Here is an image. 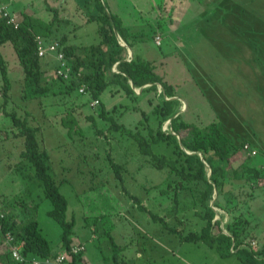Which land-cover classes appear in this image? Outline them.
Wrapping results in <instances>:
<instances>
[{"label": "rangeland", "instance_id": "1", "mask_svg": "<svg viewBox=\"0 0 264 264\" xmlns=\"http://www.w3.org/2000/svg\"><path fill=\"white\" fill-rule=\"evenodd\" d=\"M106 1L111 11L126 22L142 13L148 18H153L152 13L164 18L173 9L172 33L161 36L162 45L158 47L151 41H136V50L153 59L156 72L173 85L176 96L172 98L183 102L179 112L185 120L204 125L217 121L224 134L234 142L249 137L252 131L258 136L264 135L262 123L256 127L258 118L264 115V76L261 73L264 65L256 64L252 71L240 64L224 65L231 57L229 52L234 50L232 44L238 36L232 31L250 34L251 28H254L259 36H264V0H225V6L224 0ZM17 3H20V8L15 6ZM7 4L11 10L33 13L45 20L53 15L47 4L59 8L56 30L61 35L68 33L69 43L85 45L100 39L98 23L89 22L86 18V0H0V8ZM241 8L245 11L241 12ZM149 9L153 12L150 13ZM250 18L258 20L252 26H244ZM224 20L228 23L225 29ZM146 30H151V27L147 26ZM263 48L261 53L264 54ZM1 51L7 59L12 82L5 113L16 111L23 118L28 112L32 114L30 120L43 127L40 138L49 155L50 172L68 199L67 218H74L76 222L73 243L82 242L86 246L81 255L84 264H243L237 256L223 257L216 247L204 242L181 240L178 234L166 229L160 220L151 217L132 198V194L138 195L142 205L159 214H164L170 203L169 199H163L158 188H146L162 183L167 172L153 167L148 157L138 152L129 136L131 131H145L140 121L143 111L151 122H156L152 111L160 100L156 91L143 95L137 92L139 97L134 100L124 92L109 87L100 96L102 103L93 106L90 95L80 91L82 95L74 93L53 99L49 96L43 102L39 99L26 100L22 95V69L13 44H3ZM244 54L248 55L245 50ZM260 59L264 61V56ZM44 62L47 78L58 84L60 80L52 76L57 60L50 57ZM111 72L115 71L112 69ZM244 77H249L252 82L253 96H249L250 91L241 93L234 87L238 82L244 84ZM3 83L0 70V90ZM229 83H232L231 88L226 86ZM240 94L249 101L253 98L254 104L260 102L257 106L262 114L226 111L233 108L231 105L237 107ZM149 98H154L153 104H150ZM224 102L230 106L224 105ZM240 103L243 104L242 97ZM66 107L75 108L71 116L75 119L74 124L62 123L63 113L68 111ZM103 109L108 112V119L100 116ZM7 113L0 117V209L14 210L19 220L25 216L35 217L44 235L58 249L62 246L61 226L48 214L52 204L45 197L34 166L19 155L22 149L19 140L13 146V141L19 137L14 136L18 129ZM88 115H93L94 119H89ZM114 122L122 124L121 129L111 128ZM170 128L166 123L164 129L169 132ZM97 129L104 132L99 134ZM153 149L159 154L177 156V149L167 142L154 144ZM256 151L252 163L263 165L264 153ZM239 154L238 158L242 160L232 159L230 171L246 157L243 153ZM112 159L125 165L121 169L122 179L118 178ZM260 187L246 203L249 208L251 204L258 220V226L246 240L254 238L258 245H263L264 181H261ZM216 191L213 201L218 196ZM214 209L224 225L226 217L223 212L217 207ZM181 218L184 225L174 217L169 218V222L183 228L184 233L200 231L203 221L195 212L189 211Z\"/></svg>", "mask_w": 264, "mask_h": 264}, {"label": "trees", "instance_id": "2", "mask_svg": "<svg viewBox=\"0 0 264 264\" xmlns=\"http://www.w3.org/2000/svg\"><path fill=\"white\" fill-rule=\"evenodd\" d=\"M86 3L88 8L86 18L89 22L98 23L100 39L85 45L69 43L68 33L64 32L62 35L57 33L59 8L51 5L47 4V9L53 11L49 20L33 13L22 12V15H19L18 28L8 24L6 19L0 16V70L4 79L2 92L6 101L12 88V82L8 75L7 59L1 51V46L7 42L13 44L19 58L22 69V95L26 100L39 99L43 102L49 96L53 99L59 96H71L70 94L74 93L82 95L79 94L82 84L87 86L86 92L92 99L90 101L97 100L98 104L102 103L101 94L109 87L117 92H124L134 100L139 95L132 83L137 88L145 86L140 95L156 91V96L160 98L152 110L156 115V122H151L148 114L143 111V119L140 121L145 131L142 132L140 129L131 131L129 136L137 146L138 152L148 157V162L153 167L167 172L162 183L146 188L148 190L158 188L163 199H169L170 203L164 214H159L146 205H142L138 195L132 194V198L151 217L160 220L166 229L178 234L181 240L204 242L211 247H216L223 257L237 256L243 264H264V244L255 248L246 242L258 226L256 213L252 211L251 204L249 208L246 203L252 199L258 189H261L260 183L264 181V164L257 166L258 164L252 163L253 156L244 149L245 144L249 142L243 140L236 144L224 134L219 122L214 121L204 125L185 120L181 112L175 116L183 107V102L171 99L176 96L173 85L169 84L163 75L156 72L153 59L144 57L136 50V41L143 43L151 41L158 47L162 45V39L160 44L155 42L156 37H165L172 33L170 24L173 21V9L164 18L158 14L154 15L149 9L153 18L152 16L148 18L145 13H142L135 16L134 20L126 22L119 14L111 11L106 0H86ZM66 20L68 21L65 19V22ZM147 26L151 27V30L147 31ZM116 31L123 42L133 50L134 54L131 59H129L128 47L121 44ZM36 35H41L47 40L59 41L72 68L74 75L72 79L60 78L56 74L57 67H55L52 76L60 82L56 84L54 80L49 81L44 60L51 56L40 57L38 55ZM114 65L118 73L111 72ZM78 73L81 75H77ZM159 85L163 86L164 91ZM149 102L153 104L154 98H149ZM74 111L75 108H71L63 113V124L75 123V119L71 117ZM7 115H11L13 126L18 129L15 135L23 137L22 158L30 161L34 166L45 197L52 204L48 214L61 226L62 250L70 249L74 241L76 222L74 218L72 220L67 218L68 199L61 192L60 185L50 172L49 155L40 138L43 127L39 123L34 124L30 120L32 114L28 112L23 118L18 116L16 111L8 112ZM100 116L108 119V112L103 109ZM87 117L94 119L93 115ZM32 118L35 120V117ZM169 120L180 139L164 129ZM122 126L116 122L110 125L115 129H121ZM96 132L100 134L104 131L97 129ZM162 142L173 145L177 149V156L156 153L153 145ZM240 151L245 152L247 156L235 169L230 171L232 158ZM198 153L204 155L205 161L210 166L211 178ZM112 165L118 178L122 179L121 169L125 165L114 159H112ZM216 189L218 196L213 203ZM215 207L223 212L224 218L226 217L224 225L222 220L217 218ZM189 211L195 212L203 221L200 231L192 230L184 233L183 228L170 224L169 218L174 217L184 225L181 215ZM7 233H11L16 242L22 244V253L27 260L18 261L13 258L6 242ZM0 237V264H31L30 260L33 257L54 258L60 251L52 246L35 217L25 216L19 220L14 210L0 209ZM112 243L115 244L114 241ZM233 247L235 251L232 250ZM82 252L73 254L68 264H84Z\"/></svg>", "mask_w": 264, "mask_h": 264}, {"label": "crops", "instance_id": "3", "mask_svg": "<svg viewBox=\"0 0 264 264\" xmlns=\"http://www.w3.org/2000/svg\"><path fill=\"white\" fill-rule=\"evenodd\" d=\"M14 1H16V0H10V2H14ZM19 4L20 3H17V4H15V6L19 7ZM224 6H225V0H224ZM4 7H6L7 9H10L9 4L4 5L1 8H4ZM241 10H242L241 12L245 11L243 8H241ZM10 11H12L13 13L18 14L20 16L22 15V12H23V11L17 12L14 9L13 10L10 9ZM259 15L260 14H258V16ZM257 20L258 19L254 20V19L250 18L249 20L245 21L243 25L244 26H252L251 24H254V22L256 23ZM259 21H260V19H259ZM226 26H228V23L224 20V29L227 28ZM251 30H252V32L250 34H245L242 31L240 33H238V32L235 33L234 32L235 30L232 31L234 34H238V36H241V35H244V36L240 37V38L238 36H235V41L232 44L234 50L229 52V55L231 57H228V62H224V65H228L231 67L232 65L237 66V64H240V65L244 66V69H246L248 71H252V69H254V67H256L257 65H259V66H261L262 64L264 65V61H262L260 59L261 56H264V54L261 53V50L264 46V36H262V35L259 36L257 29L255 30L254 28H251ZM231 39H233V38H231ZM236 44H237V47L235 49ZM244 50L246 51V53L248 55L244 54ZM263 50H264V48H263ZM255 55H256V57L254 58ZM248 58H249V61H245ZM261 73L264 76V67L261 70ZM233 84H235V83H233ZM226 86L228 88H231L232 83H229ZM234 87L237 90L241 91V93L250 91L251 93L249 92L250 93L249 96H251V95L253 96V92H252L253 86H252V82L249 79V77H244V84H241V82H238V84L234 85ZM240 97H242L243 104L240 103ZM257 97H260V96L257 94ZM0 99H1L0 100V117H3L4 115H6V113H5V102H6V100H5V96L2 92V89L0 90ZM238 99L239 100L237 101V107H234L232 105L230 106L228 103L224 102V105L230 106L231 108L233 107L231 110H227V109H225V110L229 111V112H233V113H239V114H242V113L262 114L259 110V107L257 106L258 104H260V102L257 104H254L253 98H252V101H249L246 98H244L241 94L239 95ZM261 101H262V99H261ZM260 123H262V126H264V115L258 118L256 127H258ZM14 136H17V135H14ZM18 140H19V145L22 147L21 151L19 152V155H21V152L23 150V137L19 136L18 138H16L15 141H13V146L15 147V144H16L15 142ZM243 140H247L251 144L253 149H255V150L257 149L258 151L261 150L264 153V135L258 136V134L256 132L252 131V133L249 137L248 136L243 137L242 140H239L235 143L238 144L239 142H241ZM232 141L234 142L233 139H232ZM240 153L246 154L245 152H242V151H240ZM239 156H240V154L238 153L232 159H237V160L239 159L238 161H241L242 159L238 158ZM252 156L254 157L255 155H252ZM257 222H258V220H257ZM0 242H1V237H0ZM59 250H62V247H59L58 251Z\"/></svg>", "mask_w": 264, "mask_h": 264}, {"label": "built area", "instance_id": "4", "mask_svg": "<svg viewBox=\"0 0 264 264\" xmlns=\"http://www.w3.org/2000/svg\"><path fill=\"white\" fill-rule=\"evenodd\" d=\"M1 15L6 19V22L10 25H13L15 28L19 27V17L16 14H13L10 10H8L6 7L0 9ZM36 43H37V51L38 55L40 57H49L55 58L58 62L57 64V70L56 74L65 80H70L74 77L73 71L71 66L68 63L67 55L59 43V41H53V40H47L41 35H36ZM156 43H161V37H156ZM115 73H118V70L116 68V65L112 68ZM77 75H81V73H78ZM87 89L86 84H82L79 91L82 93H85ZM98 104L97 100H94L91 102V105ZM244 149L247 150V152L251 155L257 154V151L252 148V146L249 143H246L244 146ZM225 231V230H224ZM227 234L228 232L225 231ZM6 242L9 245V248L11 250L12 256L15 260L18 261H25L27 258L22 253V244L16 242L15 237L11 233L6 234ZM246 242L249 243L250 246L253 247H260L258 245V242L254 238H249ZM86 249V246L82 242L73 243L70 249H63L60 250L56 257H45V258H38L33 257L32 260H30L31 264H68L73 254H78L79 252H82ZM235 251L236 249H232Z\"/></svg>", "mask_w": 264, "mask_h": 264}, {"label": "water", "instance_id": "5", "mask_svg": "<svg viewBox=\"0 0 264 264\" xmlns=\"http://www.w3.org/2000/svg\"><path fill=\"white\" fill-rule=\"evenodd\" d=\"M116 33H117V35H118V32L116 31ZM118 37H119V39L121 40V44L123 45V46H125V47H128V45L126 44V43H124L123 42V40L121 39V37L118 35ZM128 51H129V56L132 58L133 57V54H134V52H133V50L130 48V47H128ZM147 85H150V84H147ZM146 85V86H147ZM132 86H133V88L135 89V91L136 92H138V93H140V92H142V90H143V88L145 87V86H143V87H141V88H137L133 83H132ZM159 86H161L162 88H163V86L162 85H159ZM163 90H164V88H163ZM168 98V97H167ZM169 99V98H168ZM171 99H174V98H171ZM180 112H178L175 116H177L178 114H179ZM168 126H171V128L169 129V132L170 133H173V134H175L179 139H180V136L178 135V134H176L175 133V131L173 130V128H172V125H171V120H169L168 122ZM186 150V149H185ZM188 152V151H187ZM198 154H200L201 155V157H202V159H203V161H204V163H205V165H206V168L208 169V172H209V175H210V178L212 177V170H211V168H210V166L207 164V162L205 161V158H204V155L202 154V153H198ZM218 191V190H217ZM216 191V192H217ZM216 199V198H215ZM213 203H214V201H213Z\"/></svg>", "mask_w": 264, "mask_h": 264}, {"label": "clouds", "instance_id": "6", "mask_svg": "<svg viewBox=\"0 0 264 264\" xmlns=\"http://www.w3.org/2000/svg\"><path fill=\"white\" fill-rule=\"evenodd\" d=\"M225 231H227V230L225 229Z\"/></svg>", "mask_w": 264, "mask_h": 264}]
</instances>
